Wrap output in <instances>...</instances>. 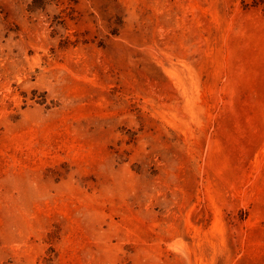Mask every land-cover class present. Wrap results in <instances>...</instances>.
<instances>
[{"label": "rangeland", "instance_id": "374dc122", "mask_svg": "<svg viewBox=\"0 0 264 264\" xmlns=\"http://www.w3.org/2000/svg\"><path fill=\"white\" fill-rule=\"evenodd\" d=\"M0 264H264V0H0Z\"/></svg>", "mask_w": 264, "mask_h": 264}]
</instances>
